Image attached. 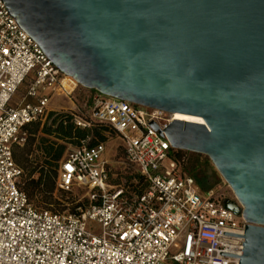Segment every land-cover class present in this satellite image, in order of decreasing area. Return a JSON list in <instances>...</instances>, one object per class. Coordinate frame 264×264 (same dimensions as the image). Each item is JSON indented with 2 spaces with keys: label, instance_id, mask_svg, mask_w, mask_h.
<instances>
[{
  "label": "water",
  "instance_id": "water-1",
  "mask_svg": "<svg viewBox=\"0 0 264 264\" xmlns=\"http://www.w3.org/2000/svg\"><path fill=\"white\" fill-rule=\"evenodd\" d=\"M2 1L78 86L202 119L158 133L209 158L246 222L238 264H264V0Z\"/></svg>",
  "mask_w": 264,
  "mask_h": 264
},
{
  "label": "built area",
  "instance_id": "built-area-1",
  "mask_svg": "<svg viewBox=\"0 0 264 264\" xmlns=\"http://www.w3.org/2000/svg\"><path fill=\"white\" fill-rule=\"evenodd\" d=\"M66 78L0 0V264H238L246 222L223 206L230 198L204 189L171 157L169 141L158 133L171 114L95 90L87 89L74 123L113 132L126 167L145 187L130 193L110 184L105 143L90 144L88 137L59 161L57 179L60 190L86 188L87 206L60 214L29 201L12 149L26 142V125L43 123L50 113L40 89L74 96L77 84ZM26 80L25 98L33 101L10 104Z\"/></svg>",
  "mask_w": 264,
  "mask_h": 264
},
{
  "label": "trees",
  "instance_id": "trees-1",
  "mask_svg": "<svg viewBox=\"0 0 264 264\" xmlns=\"http://www.w3.org/2000/svg\"><path fill=\"white\" fill-rule=\"evenodd\" d=\"M73 115V111L50 112L47 117V120H50V126L42 125L39 122L26 125L24 127L27 132L26 142L22 146L15 145L12 149L13 159L23 172L21 189L34 206L52 209L54 204L59 205L53 196L55 191L64 193L67 199L70 195L68 194L70 190L65 191L57 188L59 161L65 156L66 147L64 144L52 142L51 137L64 140L75 147L81 146L82 142L88 137L90 138L91 135L95 140H91L90 144L104 142V137L100 133L108 130L105 126L93 123L89 128H81L74 123ZM37 151L43 155V160L34 155ZM184 153L188 152L172 149L171 157L179 162L182 172L194 176L196 165L191 164V168L186 169L187 159L185 160ZM184 169L189 171L185 172ZM191 171L192 173H190ZM198 182L202 186L199 180ZM123 185L128 192L139 193L145 187V182L135 172H130L125 174ZM72 202L73 200L70 201V203ZM78 204V202L72 204L70 210L76 211Z\"/></svg>",
  "mask_w": 264,
  "mask_h": 264
},
{
  "label": "rangeland",
  "instance_id": "rangeland-1",
  "mask_svg": "<svg viewBox=\"0 0 264 264\" xmlns=\"http://www.w3.org/2000/svg\"><path fill=\"white\" fill-rule=\"evenodd\" d=\"M70 80L69 78H67ZM26 83L28 80L25 81ZM25 84H22L20 86V91H24ZM18 91V90H17ZM17 91L15 94H17ZM87 89L82 88L77 85L76 92L74 96L72 97V104L70 101H63L60 98L55 97L52 99L50 106L52 107H59L60 105H63L62 108L59 111H73L75 112L77 109L81 108V103L83 102V99L85 98L87 94ZM64 103V104H62ZM67 103V104H65ZM56 111V112H59ZM42 125L50 126V120H45ZM53 127V126H51ZM82 128V127H81ZM104 137V143L106 146L107 151V159L109 161V183L110 184H123L125 181V174H128L132 172L131 169H128L123 161V154H122V144L121 141L117 138V136L108 130L102 131L100 133ZM91 140L94 141L95 139L93 136H90ZM52 142H56L57 144H64L65 145V151L64 154L69 152L71 149L75 148L74 145H71L69 143H66L64 140L55 139L53 137L50 138ZM188 152V151H187ZM37 158L40 160H43V155L40 153V151H37L34 153ZM185 160L187 159V162L185 163L186 169L191 168V164L196 165V169L193 172L194 177L199 180L202 183V186L204 189H216L217 191L222 192L227 198L234 199L233 193L231 189L228 187V185L225 183V181L221 178L209 158L203 154H197V153H184ZM185 167V166H184ZM183 167V168H184ZM185 170V172L189 170ZM192 173V171L190 172ZM57 179H58V172H57ZM87 189L83 187H74L72 190L68 191L69 199L65 197L64 193H60L58 191L54 192V198L56 202H59V205L54 204L52 207V210L54 212L60 213V214H67L70 212H73L70 210L72 204L75 202H78V206L85 207L88 204V200L86 197ZM73 200L72 203L70 201ZM37 207V206H36ZM40 208V207H37ZM91 226V230L94 233L99 232V228ZM168 264H171L170 262Z\"/></svg>",
  "mask_w": 264,
  "mask_h": 264
},
{
  "label": "crops",
  "instance_id": "crops-1",
  "mask_svg": "<svg viewBox=\"0 0 264 264\" xmlns=\"http://www.w3.org/2000/svg\"><path fill=\"white\" fill-rule=\"evenodd\" d=\"M65 80H68V79L66 78ZM65 80L63 83L65 84V87H67ZM68 81H70V80H68ZM22 84H25L24 91H20V86ZM22 84L19 86L17 94L13 95L10 104H20L23 101H33V99L25 98V91L27 88V83L24 82ZM38 96H46L48 98V107H47L48 112L59 111L63 106V105H60L59 107L50 106L52 99L55 97H58V98H60V100L62 99L63 101H65V100L70 101V103L72 104V97L66 95L65 93H62L59 89L52 90L51 88H43V89H40L38 91ZM62 104H64V103H62ZM65 104H67V103H65Z\"/></svg>",
  "mask_w": 264,
  "mask_h": 264
},
{
  "label": "bare ground",
  "instance_id": "bare-ground-1",
  "mask_svg": "<svg viewBox=\"0 0 264 264\" xmlns=\"http://www.w3.org/2000/svg\"><path fill=\"white\" fill-rule=\"evenodd\" d=\"M170 117H171L170 121L179 120V121H187V122H200V123L202 122V119L199 117L180 114V113H173L170 115Z\"/></svg>",
  "mask_w": 264,
  "mask_h": 264
},
{
  "label": "flooded vegetation",
  "instance_id": "flooded-vegetation-1",
  "mask_svg": "<svg viewBox=\"0 0 264 264\" xmlns=\"http://www.w3.org/2000/svg\"><path fill=\"white\" fill-rule=\"evenodd\" d=\"M231 200H233L232 198H230Z\"/></svg>",
  "mask_w": 264,
  "mask_h": 264
}]
</instances>
